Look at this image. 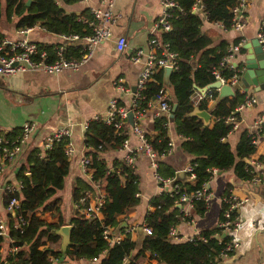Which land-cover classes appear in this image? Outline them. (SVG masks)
Wrapping results in <instances>:
<instances>
[{
  "label": "trees",
  "instance_id": "trees-1",
  "mask_svg": "<svg viewBox=\"0 0 264 264\" xmlns=\"http://www.w3.org/2000/svg\"><path fill=\"white\" fill-rule=\"evenodd\" d=\"M25 1L0 0V17L4 15L7 20L13 18L16 30L38 27L53 35L91 33L80 21L82 17L89 18L87 10L67 13L62 8V5L78 0H30L27 6ZM174 1L178 8L170 10V29L160 34V40L177 54V67L168 76L170 106L173 102L176 104L171 123L174 132L181 138L180 149L190 156L188 164L193 166L195 179L192 182H176L173 184L174 190L155 194L148 199V209L141 226L148 228L150 234L142 233L138 247L126 227L118 232L120 238L117 241L108 243L103 231L111 229L112 232L120 217H126L138 203V176L134 168L122 159H114L107 164L103 157L105 152L121 148L122 141L126 139L123 130L116 133L112 123L106 124L99 117L89 120L83 133V156L87 158L85 173L89 175V180L77 177L72 183L71 192L72 197L76 198L85 191L93 194L98 189L103 194L99 208L101 218L88 219L74 212L69 220L71 227L69 244L62 260L64 264H78V261H82L81 264H143L148 259H154L156 264H216L223 246L229 240V236L222 233L217 225L199 231L190 240L173 242L166 238L170 227L190 219L183 214L178 202L182 194L198 189L203 182L207 184L212 176V168L216 171L232 169L236 178L249 180L253 173L243 159L254 152L245 129L240 132L234 152L226 141L230 124L224 118L242 101L239 90L236 89L232 96L224 97L212 106H207L205 99H192V85L204 87L214 81L213 68H217L225 79L238 74L237 68H218V62L229 44L221 41L215 46L209 45V39L200 31V16L196 10H192V5L197 1L208 22L218 23L229 30L235 0ZM236 42L234 40L232 43ZM35 44L38 49L50 53L51 45ZM83 52L80 47L69 46L63 55L78 60ZM161 81L162 70H158L140 92L139 109L145 110L146 104L164 87ZM210 94L214 100L217 90H210ZM193 107L208 112V126L201 129V121L188 116ZM168 123L164 116L152 117L151 131L144 134L146 141L158 153L168 147ZM20 132V128H16L0 134L13 141L20 136ZM65 143V138H62L44 150L29 148L24 164L17 168L15 178L21 182L17 195L19 202L14 214L5 216L6 237L0 236V264H52L51 261L56 262L60 258L59 238L50 230L58 228L63 222L61 218L55 222L46 221L41 213L50 212L55 206V194L62 189L63 179L68 172V159L63 154ZM158 172L163 177H174L173 169L167 164L160 163ZM227 188L229 184L225 186L223 196L229 193ZM6 200V194H2V203ZM191 205L197 216H201L207 207L202 199L192 200ZM98 255L95 262L90 261Z\"/></svg>",
  "mask_w": 264,
  "mask_h": 264
},
{
  "label": "crops",
  "instance_id": "crops-1",
  "mask_svg": "<svg viewBox=\"0 0 264 264\" xmlns=\"http://www.w3.org/2000/svg\"><path fill=\"white\" fill-rule=\"evenodd\" d=\"M101 1H76L62 5V8L67 13H80L100 6ZM104 1L110 2L112 12L117 14L116 21L109 28L111 37L97 43L89 58L77 70L64 69L55 74L41 70H26L13 76L0 77V131L12 132L24 122L32 124L34 129L28 145L18 157L16 166L11 167L9 171L14 174L17 168L24 164L27 150L32 147L40 148L46 135L61 127L69 129L73 154L68 158V172L63 179L62 189L55 194V206L50 212L41 213L42 218L49 222L61 218L62 225L69 224L74 214L72 204L79 197H72L73 181L77 177L86 180L80 167V158L84 150V126L89 120L103 116L109 102L114 98L120 105L128 104L129 93L134 90L138 70V66L130 62L129 54L134 49L146 46L147 37L160 12L159 0ZM197 12L200 16V31L207 36L210 46H215L221 41L229 45L234 40L241 43L231 62L233 65L236 64L238 69H243L242 61L247 53L242 46L256 38L257 26L264 19V0H247L242 15L243 26L240 30L231 28L225 30L218 23L208 22L200 9ZM0 34L7 39L24 36L14 29V21L9 25L0 22ZM119 36H123L126 41V46L121 52L115 48V39ZM25 37L34 43L47 45L58 42L56 35L38 27L33 28ZM118 78L122 79V84L128 88L129 93L120 94L115 90L114 82ZM248 81L251 80L248 78ZM233 87L242 92V96L244 92L252 94L255 97V104L239 114L240 123L237 129L227 135L226 141L232 152L245 126L250 125L256 116L264 115V88L255 90L253 85H248L245 90L238 83ZM198 95L195 90L192 92L193 101L198 99ZM214 100L212 98L206 100L207 106H212ZM151 121L150 111L139 119V127L144 133L151 131ZM124 134L130 146L137 144V139L128 125L124 129ZM167 135L172 144L171 152L160 159V163L169 165L175 174L176 171L184 169L190 156L180 149L181 138L174 132L172 123H168ZM123 154L124 150L119 148L105 152L103 157L109 164L111 160L122 159ZM246 159L251 172L263 177L260 183L250 184L248 180L238 179L232 169L216 171L207 183L210 198L205 212L197 216L192 209L186 208L184 212L192 221L190 223L182 221L176 225V232L182 237V241L201 230L216 227L221 210L220 198L224 194L225 186L229 184L227 192L245 200L235 209V214L240 220V226L235 233L238 245L226 257H221L216 264H264V134L256 137L254 152ZM133 168L138 176V203L126 217H120V222H125L127 231L134 228L129 232L131 237L136 239L135 229L141 226L145 211L148 209L147 201L157 194V185L143 153L136 154ZM13 179H16L15 175L10 181ZM2 206L0 192V218L5 217ZM81 263L82 261H78V264ZM143 264H156V261L148 259Z\"/></svg>",
  "mask_w": 264,
  "mask_h": 264
},
{
  "label": "built area",
  "instance_id": "built-area-1",
  "mask_svg": "<svg viewBox=\"0 0 264 264\" xmlns=\"http://www.w3.org/2000/svg\"><path fill=\"white\" fill-rule=\"evenodd\" d=\"M84 1V0H78ZM160 12L154 21L150 30V35L147 37L146 46L144 48H137L131 51L129 54V60L133 65L138 66L136 80L134 84V90L129 93L128 88L122 84V79L118 78L114 82V88L116 91L123 93H129L130 98L127 105H120L117 99H112L106 112L101 118L106 124L112 123L115 132L123 130L127 127V113L130 112L132 115V125L130 131L137 139L135 146H130L127 138L122 141L121 148L124 150L122 160L129 165L134 167V161L137 153H143L148 161V167L151 171V175L157 185V194L161 192H170L175 189L173 186L174 177H163L158 172L160 165V159L166 157L171 152V141L169 140L167 149L162 153H158L152 149L150 144L146 141L144 131L139 127V119L147 111L151 112V118L157 116H164L168 118L170 112V94L169 91L163 87L158 90L155 98L146 104L145 110L139 109V100L141 98L140 92L144 88L145 84L151 81L152 76L158 70H162L165 67L171 70L177 67V54L173 52L167 43H163L160 40V34L170 29L169 21L170 10L178 8L174 0H159ZM247 4V0H235L234 5L231 8L232 22L230 28L233 30H240L243 26V12ZM103 5V6H101ZM192 10H199L197 1L192 5ZM89 18H80V21L85 24L90 30V34L79 35V34H59L56 35L58 42L51 45V51L48 53L45 50L38 49L36 44L25 37L33 28H24L17 30L19 34L24 35L18 39H7L2 36L0 39V77L13 76L17 73L24 72L26 70H41L49 74L58 73L64 69L77 70L81 64L86 62L89 58L93 47L111 37L110 25H112L116 19L117 14L112 12L111 3L102 0L100 6L90 8ZM256 39L261 44L264 50V19H262L256 30ZM241 43L236 42L228 46L226 53L218 62V68L222 69H233L237 68L232 64L231 59L234 54L239 50ZM80 47L84 52L81 54L78 60L72 58H66L63 53L66 47ZM126 41L123 36H119L115 39V48L118 52L124 50ZM238 69V68H237ZM238 74L233 75L231 78H223L217 68H213L211 73L214 80H218L222 84H228L235 86L237 84L240 69L237 70ZM194 91V90H193ZM242 93V92H241ZM199 94V93H198ZM211 99L210 91H206L198 95L197 100ZM196 100V101H197ZM155 104V107L153 105ZM255 104V97L250 93H243L242 101L239 102L224 118L225 122L230 124L229 133L237 129L240 123L239 114L246 108H250ZM98 118V117H96ZM20 136L13 141H8L0 134V192L6 194L7 200L3 204V211L6 214H14L15 209L18 206L19 190L21 189V182L19 180L12 179L13 174L9 169L16 166L18 157L24 152L25 147L28 145L30 138L34 132L33 125L24 122L20 127ZM85 128V126H84ZM246 134L250 138V142L253 146L256 143V137L264 134V115L256 116L250 125L245 126ZM2 131H0L1 133ZM69 129L61 127L53 132L49 133L43 138L41 147L39 149L44 150L49 148L52 142L65 138L66 143L63 149L64 156L68 159L73 154V147L70 141ZM87 164V158L81 156L80 167L84 176L89 180V175L85 173V166ZM184 180L192 182L195 179L193 172V166L187 164L184 169ZM211 174L216 172L215 169H210ZM258 173H253V176L248 180L250 184H257L262 181ZM207 184L203 182L200 187L196 190L189 192L188 194H182L178 198V202L181 203V209L185 214L184 209H192V200L202 199L207 205L209 202L210 195L206 192ZM103 194L97 189L96 193L85 191L81 196L78 197L72 204L74 212H78L79 215L84 218H101L99 211L102 205ZM244 199H240L228 193L220 198L222 211L220 213V219H218L217 226L221 229L222 233L229 236L228 242L223 246L220 252V258L226 257L231 253L238 245L235 233L240 226V220L235 214V209L244 202ZM187 216V215H186ZM190 217V216H189ZM186 220V223H190L192 220ZM20 221V220H19ZM21 222V221H20ZM134 228H130L128 231H133ZM111 229H105L103 231L104 238L108 243L117 241L120 237L118 234L114 235ZM111 233V237L109 234ZM142 233L149 235L150 230L148 228H142ZM194 234L193 236L197 235ZM0 236L6 237V217L0 218ZM193 236L185 239L190 240ZM166 238L173 242L182 241V237L178 236L176 232V226H172L168 229ZM11 251L14 250L10 249ZM97 257L92 258L90 261L95 262ZM52 264H64L61 262Z\"/></svg>",
  "mask_w": 264,
  "mask_h": 264
},
{
  "label": "water",
  "instance_id": "water-1",
  "mask_svg": "<svg viewBox=\"0 0 264 264\" xmlns=\"http://www.w3.org/2000/svg\"><path fill=\"white\" fill-rule=\"evenodd\" d=\"M29 2L30 0H26L25 5L27 6ZM242 47L246 49L247 55L244 57V60L242 61L243 69H241L240 71L241 74L239 73L237 83L239 86L244 87L245 90L248 85H253L255 90L263 89L264 88V50L262 49L261 44L257 41L256 38L254 39V41L249 42L243 45ZM171 71L172 70L168 67L162 69L161 83L168 91L171 90V86L168 81V76L171 73ZM248 78L251 81H248ZM192 89L199 94H202L210 90H217V96L214 100L213 105L224 97L232 96L235 91V88L233 86H230L228 84H222L218 80H214L213 82L207 84L204 87H197L195 85H192ZM175 106L176 104L173 102L171 104L170 112L167 118L169 123H171L172 121V116L175 110ZM188 116L197 117L201 121V129L209 125L210 115L208 114V112L204 110H199L197 107H193L191 112L188 113ZM127 122L129 126L132 125V115L130 112L127 113ZM243 161L246 164L248 163L246 158H244ZM182 181H184V172L181 170L176 171L174 174L173 182H182ZM176 207H178V205ZM125 226H126L125 222L122 221L119 222L114 227L113 234L114 235L118 234V232L122 228H125ZM70 227L71 226L69 224H66L50 230L52 234L58 236L59 238L60 258L56 261V263L61 262L65 257L66 247L69 244ZM135 234H136L135 246L138 247L142 236L141 226L136 227Z\"/></svg>",
  "mask_w": 264,
  "mask_h": 264
},
{
  "label": "rangeland",
  "instance_id": "rangeland-1",
  "mask_svg": "<svg viewBox=\"0 0 264 264\" xmlns=\"http://www.w3.org/2000/svg\"><path fill=\"white\" fill-rule=\"evenodd\" d=\"M13 21H14L13 18H10L9 20H7L4 15H2L0 17V22H2L4 24H7V25H9L10 23H12Z\"/></svg>",
  "mask_w": 264,
  "mask_h": 264
}]
</instances>
